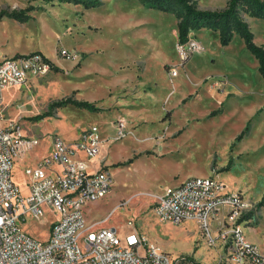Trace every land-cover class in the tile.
<instances>
[{"label":"rangeland","instance_id":"obj_1","mask_svg":"<svg viewBox=\"0 0 264 264\" xmlns=\"http://www.w3.org/2000/svg\"><path fill=\"white\" fill-rule=\"evenodd\" d=\"M29 1L0 0V12L40 8L23 24L0 20V49L44 54L60 71L6 90L0 112L42 141L35 154L48 151L51 137L72 141L89 127L100 129L107 140L102 156L114 183L92 219L113 226L120 236L139 232L174 261L236 264L222 237L214 234L209 241L194 222L160 223L153 210L156 197L168 188L190 178L215 177L227 192L245 194L252 207L240 223L248 241L264 253V79L243 38L223 47L209 29L191 33L202 49L173 77L171 71L181 65L174 15L137 0H104L89 10ZM198 1L200 8L214 11L228 0ZM249 24L256 44L264 46V20L249 18ZM67 98L99 110L50 109ZM39 115L46 116L35 120ZM120 119L127 135L113 142L114 122ZM34 157L31 153L27 162ZM27 162H16L13 170L24 195L29 193ZM56 219L48 212L23 230L46 241Z\"/></svg>","mask_w":264,"mask_h":264},{"label":"built area","instance_id":"obj_2","mask_svg":"<svg viewBox=\"0 0 264 264\" xmlns=\"http://www.w3.org/2000/svg\"><path fill=\"white\" fill-rule=\"evenodd\" d=\"M202 49L190 39L179 45L183 67ZM66 52H64L65 54ZM51 65L41 53L5 58L0 62V107L8 89L20 87L31 77L45 74ZM113 142L127 135L126 123L114 122ZM104 140L97 126L84 130L79 138L67 141L61 136L49 139V153L33 168L24 170V195L13 180L16 162L37 149L42 141L27 135L21 126L7 122L0 112V264H195L185 258L174 261L139 232L120 236L115 228L86 225L85 208L112 189L114 178L106 157ZM241 192H227L215 177L190 178L156 197L154 214L163 224L194 222L209 241L214 234L229 242L236 264H264V253L246 238L240 221L251 210ZM48 212L57 216L46 241L23 230L30 221L42 220ZM134 227V222L129 221Z\"/></svg>","mask_w":264,"mask_h":264},{"label":"trees","instance_id":"obj_3","mask_svg":"<svg viewBox=\"0 0 264 264\" xmlns=\"http://www.w3.org/2000/svg\"><path fill=\"white\" fill-rule=\"evenodd\" d=\"M40 1L44 4L58 2L61 4H73L82 6L84 9H93L103 5L104 0H30L29 3ZM128 1V0H122ZM143 6L174 15L177 20L178 40L183 45L189 42L190 34L204 28L209 29L219 35L220 43L223 47L229 46L236 36H241L247 50L255 56L258 61L259 74L264 79V46H259L255 42L254 33L249 24V18L264 20V0H228L222 10H206L199 6L198 0H137ZM40 9L29 6L22 10L1 11L0 20L4 17L15 20L19 23L28 22L31 17L30 12ZM52 71H60L48 59ZM72 105L79 109H86L92 112L99 109L93 103L79 101L73 98L63 99L51 105V110L64 108ZM46 115H39L35 120H41ZM246 131L237 138L241 139ZM264 204V198L261 205Z\"/></svg>","mask_w":264,"mask_h":264},{"label":"crops","instance_id":"obj_4","mask_svg":"<svg viewBox=\"0 0 264 264\" xmlns=\"http://www.w3.org/2000/svg\"><path fill=\"white\" fill-rule=\"evenodd\" d=\"M192 37L195 36V35H198L197 31H193L192 32ZM16 50L14 48H8V49H0V62L2 60H4L5 58H9V57H13V56H20V55H25V54H30V53H21V54H17V53H14ZM44 55V54H43ZM45 56V55H44ZM46 57V56H45ZM47 58V57H46ZM134 115V114H133ZM137 116V115H135ZM4 117V116H3ZM5 119V118H4ZM7 122H9L10 120H7L5 119ZM12 122V121H10ZM28 135V134H27ZM35 150L31 153H33L35 155L34 159L31 160L30 162H27V158L31 155V153H29L25 159H23L21 162H27L25 163L26 168H33L35 167L38 162L44 157L46 156L48 153H49V149L46 153L44 154H35L34 153ZM25 187H26V183H25ZM98 202V201H97ZM97 202L95 203H90L86 206L85 208V216H86V225L87 226H90L92 228H112L113 229V226H101L100 222H97L95 221L94 219H92V215H93V212L94 210L97 208Z\"/></svg>","mask_w":264,"mask_h":264}]
</instances>
